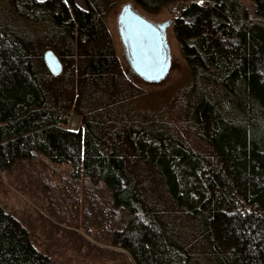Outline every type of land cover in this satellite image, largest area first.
Instances as JSON below:
<instances>
[{
  "label": "trees",
  "instance_id": "16d2710c",
  "mask_svg": "<svg viewBox=\"0 0 264 264\" xmlns=\"http://www.w3.org/2000/svg\"><path fill=\"white\" fill-rule=\"evenodd\" d=\"M83 1L0 0V187L59 222L0 205V264H264V0ZM123 1L171 15L189 78L161 107L117 54Z\"/></svg>",
  "mask_w": 264,
  "mask_h": 264
},
{
  "label": "rangeland",
  "instance_id": "374dc122",
  "mask_svg": "<svg viewBox=\"0 0 264 264\" xmlns=\"http://www.w3.org/2000/svg\"><path fill=\"white\" fill-rule=\"evenodd\" d=\"M75 3L82 9H86L85 3L83 0H74ZM242 5L247 14H251L252 12V3L250 0H241ZM129 5L131 10L139 14L141 17L146 19L147 21L157 25L163 24L168 21L165 25V45L167 48V53L169 55V68L165 76L159 81H145L142 78H139L132 70L129 64L128 55L126 53L125 47L121 41L119 35V23L118 16L121 12L123 6ZM171 15L165 11L161 10H152L147 9L139 4L123 1L119 6H117L114 10H112L107 15V26L112 34L113 41L116 47L117 54L119 59L124 65L125 71L129 75V77L133 78L137 84L142 88V93L139 98L140 106L142 107H151V106H163L168 98L178 89L185 86L188 82V70L186 63L181 55L180 51V43L176 39L174 32L172 21H170ZM71 117H75L76 121L74 125H71L70 119ZM68 121L67 128L76 129L79 125V117L76 115H72ZM57 169L61 174L68 176V167L59 166ZM41 170V169H40ZM46 173V170H43ZM3 175V174H2ZM21 175V174H20ZM8 176H2V185L0 187V205L4 206L7 209L13 210L16 214L28 216L32 219L36 229L38 230H50L51 228L48 225L42 226L41 220L38 218L39 215H44L47 217L54 225H58L57 219L49 212L43 211L41 205L43 199L40 197H36L33 199H28L24 196L19 190L14 187V181L17 182L16 178H14V174L8 172ZM10 179V181H8ZM51 179V176H50ZM53 180L58 181L53 178ZM60 186H66L64 180L58 181ZM81 187V184L78 183V189ZM44 192L48 190V188L43 189ZM81 192V191H80ZM80 195V194H79ZM82 196V195H81ZM80 196V198H81ZM64 216V215H63ZM65 217V216H64ZM64 227V225H60ZM46 227V228H45Z\"/></svg>",
  "mask_w": 264,
  "mask_h": 264
},
{
  "label": "water",
  "instance_id": "95a60500",
  "mask_svg": "<svg viewBox=\"0 0 264 264\" xmlns=\"http://www.w3.org/2000/svg\"><path fill=\"white\" fill-rule=\"evenodd\" d=\"M118 23L133 72L145 81L161 80L170 63L165 45V23L155 25L131 10L129 5L122 7ZM44 59L49 70L56 74L60 65L54 54L46 51Z\"/></svg>",
  "mask_w": 264,
  "mask_h": 264
},
{
  "label": "bare ground",
  "instance_id": "6f19581e",
  "mask_svg": "<svg viewBox=\"0 0 264 264\" xmlns=\"http://www.w3.org/2000/svg\"><path fill=\"white\" fill-rule=\"evenodd\" d=\"M75 121H76V118L75 117H71V119H70L71 125H74ZM71 128H72V126H71Z\"/></svg>",
  "mask_w": 264,
  "mask_h": 264
},
{
  "label": "flooded vegetation",
  "instance_id": "af4514ba",
  "mask_svg": "<svg viewBox=\"0 0 264 264\" xmlns=\"http://www.w3.org/2000/svg\"><path fill=\"white\" fill-rule=\"evenodd\" d=\"M170 21H172L171 19H170ZM168 23V21L165 23V25Z\"/></svg>",
  "mask_w": 264,
  "mask_h": 264
}]
</instances>
